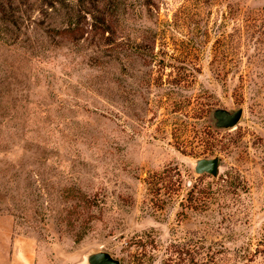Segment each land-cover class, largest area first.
Segmentation results:
<instances>
[{
	"label": "rangeland",
	"instance_id": "1",
	"mask_svg": "<svg viewBox=\"0 0 264 264\" xmlns=\"http://www.w3.org/2000/svg\"><path fill=\"white\" fill-rule=\"evenodd\" d=\"M51 14L44 59L0 46V264H264V0Z\"/></svg>",
	"mask_w": 264,
	"mask_h": 264
},
{
	"label": "trees",
	"instance_id": "2",
	"mask_svg": "<svg viewBox=\"0 0 264 264\" xmlns=\"http://www.w3.org/2000/svg\"><path fill=\"white\" fill-rule=\"evenodd\" d=\"M64 4L65 0H0V46L22 49L25 56L44 59L42 47L55 31L51 26V12L56 5ZM80 30L74 23L58 34L62 38L68 34L76 36Z\"/></svg>",
	"mask_w": 264,
	"mask_h": 264
},
{
	"label": "water",
	"instance_id": "3",
	"mask_svg": "<svg viewBox=\"0 0 264 264\" xmlns=\"http://www.w3.org/2000/svg\"><path fill=\"white\" fill-rule=\"evenodd\" d=\"M243 109H216L211 117L214 120V127L218 130L233 129L241 120ZM194 172L196 175L207 174L213 178H217L219 171V157L197 159L194 162ZM83 264H121L120 260L105 251L92 252L86 256Z\"/></svg>",
	"mask_w": 264,
	"mask_h": 264
}]
</instances>
